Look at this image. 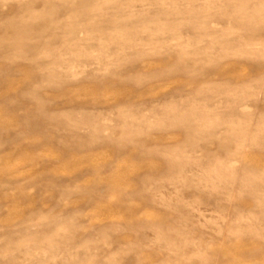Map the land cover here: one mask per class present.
Masks as SVG:
<instances>
[{
  "label": "rangeland",
  "instance_id": "374dc122",
  "mask_svg": "<svg viewBox=\"0 0 264 264\" xmlns=\"http://www.w3.org/2000/svg\"><path fill=\"white\" fill-rule=\"evenodd\" d=\"M0 264H264V0H0Z\"/></svg>",
  "mask_w": 264,
  "mask_h": 264
},
{
  "label": "bare ground",
  "instance_id": "6f19581e",
  "mask_svg": "<svg viewBox=\"0 0 264 264\" xmlns=\"http://www.w3.org/2000/svg\"><path fill=\"white\" fill-rule=\"evenodd\" d=\"M55 9V8H54ZM54 18V17H53Z\"/></svg>",
  "mask_w": 264,
  "mask_h": 264
}]
</instances>
